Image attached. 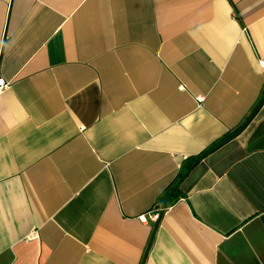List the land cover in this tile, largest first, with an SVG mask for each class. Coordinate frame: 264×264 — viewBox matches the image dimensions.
Instances as JSON below:
<instances>
[{"label":"crops","instance_id":"crops-1","mask_svg":"<svg viewBox=\"0 0 264 264\" xmlns=\"http://www.w3.org/2000/svg\"><path fill=\"white\" fill-rule=\"evenodd\" d=\"M263 64L264 0H0V264H264V104L197 162Z\"/></svg>","mask_w":264,"mask_h":264},{"label":"water","instance_id":"water-1","mask_svg":"<svg viewBox=\"0 0 264 264\" xmlns=\"http://www.w3.org/2000/svg\"><path fill=\"white\" fill-rule=\"evenodd\" d=\"M264 104V97L262 98V100L260 101V103L258 104V106L256 107V109L250 114V116L248 117V119L245 121V123L240 127V129L238 131H236L230 138L226 139L224 142L216 145L215 147H213L212 149H210L208 152H206L200 159H198L197 162H200L205 156L209 155L210 153H212L213 151L217 150L219 147H221L225 142H228L229 140L235 138L238 134H240L247 126L248 124L253 120V118L256 116V114L259 112L260 108L262 107V105ZM189 172V171H188ZM188 172L186 174H188ZM185 174V175H186ZM179 181L176 186L172 189L168 199L163 203V207L164 209L169 205L174 193L176 192V190L178 189L179 185H180Z\"/></svg>","mask_w":264,"mask_h":264},{"label":"built area","instance_id":"built-area-1","mask_svg":"<svg viewBox=\"0 0 264 264\" xmlns=\"http://www.w3.org/2000/svg\"><path fill=\"white\" fill-rule=\"evenodd\" d=\"M264 65V64H263ZM8 85V83L6 82V80L3 77H0V92ZM181 89H184L183 86L180 87ZM199 101H202L204 99V97H199L198 98ZM160 216V212H154L151 213V218H153L154 220H157ZM143 220H146L145 217H143Z\"/></svg>","mask_w":264,"mask_h":264},{"label":"trees","instance_id":"trees-1","mask_svg":"<svg viewBox=\"0 0 264 264\" xmlns=\"http://www.w3.org/2000/svg\"><path fill=\"white\" fill-rule=\"evenodd\" d=\"M168 195H169V193H168ZM168 198V196L166 197V199Z\"/></svg>","mask_w":264,"mask_h":264}]
</instances>
